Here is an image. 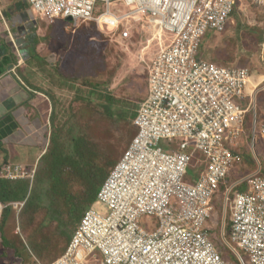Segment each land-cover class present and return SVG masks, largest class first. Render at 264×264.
<instances>
[{
	"label": "built area",
	"instance_id": "obj_1",
	"mask_svg": "<svg viewBox=\"0 0 264 264\" xmlns=\"http://www.w3.org/2000/svg\"><path fill=\"white\" fill-rule=\"evenodd\" d=\"M25 1L45 18L73 28L93 24L121 42L130 40L132 20H145L166 42L148 67L136 135L52 264H229L211 243L208 223L212 200L240 159L232 146L244 134V115L255 96L246 69L197 56L204 35L222 33L240 2L264 11V0ZM259 131L264 138V120ZM174 140L180 141L177 151L158 147ZM190 149L208 161L196 181L186 178ZM0 176L33 178L20 166H5ZM241 184L224 244L249 264H264V172L259 167ZM5 208L0 202V219Z\"/></svg>",
	"mask_w": 264,
	"mask_h": 264
},
{
	"label": "rangeland",
	"instance_id": "obj_2",
	"mask_svg": "<svg viewBox=\"0 0 264 264\" xmlns=\"http://www.w3.org/2000/svg\"><path fill=\"white\" fill-rule=\"evenodd\" d=\"M33 14L37 23L31 33L30 46L34 47L36 59L32 57L28 66L39 70L46 93L55 100L60 141L65 142L68 151L72 136H85L94 145L98 164L116 163L137 129L132 126L129 115L125 119L117 115L114 119L107 118L102 111L104 102L91 95L92 86L101 85L97 93L113 98L115 107L134 109L135 112L147 92L148 67L166 43L165 39L160 38L161 35L145 20H132V36L129 41L121 42L98 31L93 24L73 28L62 21ZM197 57L219 67L244 68L250 81L258 85L254 91L255 100L250 99L252 106L244 115V134L240 142L232 146L240 159L234 163L225 184L213 198L212 217L208 223L210 241L224 260L229 264H249L248 258L236 249H229L224 239L228 235L235 187H240L259 167L264 172V138L259 131L264 120V11L247 1L240 2L222 33L209 31L204 35ZM179 142L161 141L158 147L164 152L177 151ZM0 149L3 150L2 146ZM188 154L191 161L186 178L196 181L205 173L208 161L199 151L190 149ZM15 157L12 156L13 161L17 162ZM37 163L31 170L13 162L8 166H20L34 177ZM111 167H107L106 173ZM82 190L78 181L70 187L71 193L77 196ZM15 204L11 205L14 212L0 233V264H52L62 255L67 242L58 224L44 218L51 212V199L44 197L39 207L33 205L36 208L29 213L30 218H20V207L15 208ZM73 230L71 227L67 233L71 236Z\"/></svg>",
	"mask_w": 264,
	"mask_h": 264
},
{
	"label": "trees",
	"instance_id": "obj_3",
	"mask_svg": "<svg viewBox=\"0 0 264 264\" xmlns=\"http://www.w3.org/2000/svg\"><path fill=\"white\" fill-rule=\"evenodd\" d=\"M92 87L91 95H96L98 100L100 98V100L104 102L102 111L107 118L114 119L117 115L118 118L125 119V116L129 115L132 119V126L135 129L133 122L140 104L147 97L148 87L144 99L135 112L134 109H126L124 107L117 108L115 107L117 104H115L113 98L105 97L101 93H97L99 92L97 90L101 89V85H93ZM47 96L50 97L49 99H51L50 101L52 103V110L49 118L50 135L46 151L38 160L33 180L20 179L14 181L0 176V202L7 206L3 213L0 233L10 214L14 212V208L11 205L15 203L19 205L20 218L24 216L30 218L29 213L32 208L34 210L36 208L34 206L39 207L41 198L49 196L52 204L51 212H47L44 218L48 222H56L58 224L60 233L65 237V241L68 245L83 214L94 206L97 193L102 184L121 158L114 164H105L104 166L98 164L100 161L97 159L94 145L82 135L71 137L69 142L70 148L67 151L65 149V142L60 141L61 130L56 121L55 100L52 96L48 94ZM248 102V99L243 100L242 106L246 107ZM1 146L0 144V147ZM8 165L9 163L5 161L4 165L0 167L4 168ZM109 166L112 167L109 172L106 173V169ZM27 168L31 170V167L27 166ZM76 178L78 180H76ZM75 181H78L83 186L80 195L84 197L83 199H80L79 194L77 196L70 191V187ZM242 186L235 187L236 191H244L245 187ZM222 187L223 186H221V188ZM85 207L87 209L83 212ZM34 214L33 212V215ZM230 225L228 233L230 231ZM71 227H74V230L70 236L67 232Z\"/></svg>",
	"mask_w": 264,
	"mask_h": 264
},
{
	"label": "crops",
	"instance_id": "obj_4",
	"mask_svg": "<svg viewBox=\"0 0 264 264\" xmlns=\"http://www.w3.org/2000/svg\"><path fill=\"white\" fill-rule=\"evenodd\" d=\"M36 23L37 19L25 0H0L2 164L7 161L34 167L48 143L51 99L47 96L46 85H42L39 70L28 66L32 57L36 59L34 47L30 46ZM256 87L250 85L249 91L254 93ZM13 155L17 162L13 161Z\"/></svg>",
	"mask_w": 264,
	"mask_h": 264
},
{
	"label": "bare ground",
	"instance_id": "obj_5",
	"mask_svg": "<svg viewBox=\"0 0 264 264\" xmlns=\"http://www.w3.org/2000/svg\"><path fill=\"white\" fill-rule=\"evenodd\" d=\"M254 83L255 82L253 80L250 81L251 86L253 85L254 87H256V85H254Z\"/></svg>",
	"mask_w": 264,
	"mask_h": 264
}]
</instances>
